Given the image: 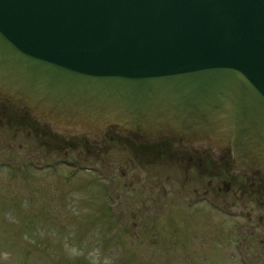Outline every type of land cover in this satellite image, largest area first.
I'll return each instance as SVG.
<instances>
[{
	"label": "water",
	"instance_id": "1",
	"mask_svg": "<svg viewBox=\"0 0 264 264\" xmlns=\"http://www.w3.org/2000/svg\"><path fill=\"white\" fill-rule=\"evenodd\" d=\"M0 98L64 138H183L264 179V0H0Z\"/></svg>",
	"mask_w": 264,
	"mask_h": 264
},
{
	"label": "rangeland",
	"instance_id": "2",
	"mask_svg": "<svg viewBox=\"0 0 264 264\" xmlns=\"http://www.w3.org/2000/svg\"><path fill=\"white\" fill-rule=\"evenodd\" d=\"M6 124L0 264H264V192L203 203L210 178L185 182L179 162H150L119 135L99 150Z\"/></svg>",
	"mask_w": 264,
	"mask_h": 264
},
{
	"label": "flooded vegetation",
	"instance_id": "3",
	"mask_svg": "<svg viewBox=\"0 0 264 264\" xmlns=\"http://www.w3.org/2000/svg\"><path fill=\"white\" fill-rule=\"evenodd\" d=\"M0 123H7L6 125L10 128H15V132L21 131L26 133L27 130L29 131L28 135L30 134L31 129L35 134L40 133L41 137V131L46 132L48 129L49 135L52 138H55V141L59 138L65 139V141L69 142V140L72 139V137L64 138L62 134H57L52 127L47 126V124L34 117L29 109L11 104L2 98H0ZM37 130L39 132H37ZM116 132L117 131H108L100 142L109 133H114L119 136L121 135V137L127 141H132L136 146H140V153L137 151L136 154L146 156L147 160L150 162L158 161L159 156L163 155H167V158L169 157L168 161H170V163L179 162V169L183 171L186 176L185 182L189 180V174L192 169L197 171V180H202L205 177L210 178V181L207 182L206 191L203 194L197 193V199L200 202L216 204L219 195L222 193L225 196L230 195L234 189L238 190V194L236 195L237 200L241 199L245 194L264 192V179L261 174L257 173L254 176H247L239 173L235 167L234 159L231 156H215L210 153V150L212 149H210L205 143H194L191 145L183 138H178L177 140L164 138L147 141L149 140L148 138L139 137V139H137L138 141H134L133 139ZM89 141L94 145L93 140L89 139ZM100 142L96 145L99 150L102 149V144ZM49 144V149H54L51 143ZM215 179H217V183L214 182ZM248 219L251 220L250 215H248Z\"/></svg>",
	"mask_w": 264,
	"mask_h": 264
}]
</instances>
